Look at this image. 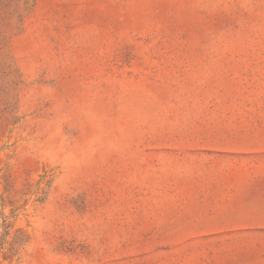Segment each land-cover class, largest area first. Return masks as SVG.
Here are the masks:
<instances>
[{
    "label": "rangeland",
    "instance_id": "rangeland-1",
    "mask_svg": "<svg viewBox=\"0 0 264 264\" xmlns=\"http://www.w3.org/2000/svg\"><path fill=\"white\" fill-rule=\"evenodd\" d=\"M0 264H264V0H0Z\"/></svg>",
    "mask_w": 264,
    "mask_h": 264
}]
</instances>
